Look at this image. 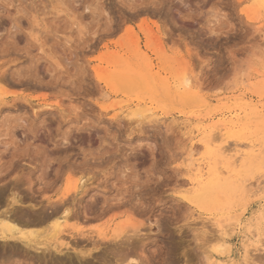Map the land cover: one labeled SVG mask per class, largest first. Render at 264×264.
Instances as JSON below:
<instances>
[{"label": "rangeland", "instance_id": "rangeland-1", "mask_svg": "<svg viewBox=\"0 0 264 264\" xmlns=\"http://www.w3.org/2000/svg\"><path fill=\"white\" fill-rule=\"evenodd\" d=\"M0 96V213L37 231L0 237V264H248L244 245L264 264V161L232 168L201 140L264 145V0H0ZM191 150L231 167L205 206L187 199Z\"/></svg>", "mask_w": 264, "mask_h": 264}, {"label": "bare ground", "instance_id": "bare-ground-1", "mask_svg": "<svg viewBox=\"0 0 264 264\" xmlns=\"http://www.w3.org/2000/svg\"><path fill=\"white\" fill-rule=\"evenodd\" d=\"M144 65V64H143ZM139 67V66H138ZM136 65H132L131 66V70H133L135 73L136 72H143V70L145 69H143L142 70V67H139L138 68ZM94 70H95V73H96V75H97V77H99V70L96 68H94ZM149 71V70H148ZM144 73V72H143ZM150 73V72H149ZM144 74H146V73H144ZM151 74V73H150ZM99 79H101V77H99ZM184 79V81L182 82V83H184L183 85V88H185V91H187V89L189 88V86H190V83H189V81H188V79L187 78H183ZM102 82H104L105 84H106V86L107 87H110V90L111 91H113L114 90V88L112 87V86H109L110 84L111 85H113L114 86V84H115V81H113V80H111V81H108V80H106L104 77H102ZM188 87V88H187ZM187 88V89H186ZM189 90V89H188ZM184 92V91H183ZM183 95H186V93H184ZM1 97V96H0ZM138 101V100H137ZM206 101V100H205ZM48 106V105H47ZM147 109V108H146ZM137 114V113H136ZM227 120H225V119H223V118H221V119H218L217 120V125L219 126V125H222V124H226V123H228V122H226ZM203 124V123H202ZM229 125V124H228ZM215 127H217V126H215ZM195 128V127H194ZM205 128V127H204ZM202 129L203 131L205 130L206 131V128L205 129ZM195 129H197V131L199 130L200 131V129L199 128H195ZM211 132V131H210ZM214 132V131H213ZM210 136H212V134L211 133H209V131H208V133L207 134H205V136H203L202 137V142H203V146L206 148V151L205 152H207V153H211V149H215V151H217L216 153H219L221 156H222V158H224V159H226L227 161L226 162H228L229 164H230V166L232 167L233 165H236L235 163L239 160L238 158H240L242 155H243V157H244V154H246V153H248V154H250L251 156H254V155H256V156H254V157H256L255 158V160L256 159H258L259 157L264 161V145H261V143H260V146L259 145H256L255 143H253V142H241V143H243L244 145H246V147H245V151L242 149V148H239L240 146H241V144L239 143V147L237 146L238 144H234V146L233 145H231V146H233V147H230V148H228L227 146L225 147V145L223 146H216V145H214V138L215 137H210ZM194 146V145H193ZM248 146V147H247ZM194 148V147H193ZM196 148V147H195ZM249 148V150L248 151H246V149H248ZM195 152V151H194ZM213 153V152H212ZM211 153V154H212ZM248 154H247V156H248ZM188 156H189V160L187 161L188 162V164L185 166V169L186 170H188V171H193L194 172V174L190 177V179H189V182L193 185V186H195L196 185V187H197V189H195L194 191H193V194L191 195V196H188L187 197V199H189V201L190 202H192V204H199V205H201V206H205L207 203H208V201L210 200V198H211V196H212V190L215 188V186H216V182L218 181V179L220 178V177H218V174L220 175L221 174V178H222V175H223V173H225L226 171L227 172H229V169L231 168H229V169H227L225 172L223 171V173H221L222 171H219L220 170V167H215V165H212V163H210L209 161H210V159H211V156H203L202 158H191L192 156H193V153H192V150H191V152L188 154ZM257 156H258V158H257ZM242 157V158H243ZM213 158V157H212ZM222 158H221V160H222ZM252 159V158H251ZM219 160V159H218ZM261 160V161H262ZM246 161H247V159H246ZM245 161V162H246ZM251 161V160H250ZM219 162V161H218ZM217 162V159H216V162L215 163H218ZM220 163V162H219ZM264 163V162H263ZM223 164V163H222ZM218 165V164H217ZM227 166H229V165H227ZM240 166V165H239ZM223 167V166H222ZM233 167H235V166H233ZM232 167V168H233ZM207 168V169H206ZM236 168V167H235ZM206 169V170H205ZM217 169H219V170H217ZM232 171H234V170H232ZM241 175V174H240ZM207 177V180H206V182H204V179ZM230 177H232V173H230ZM224 179V178H223ZM228 179H229V176H228ZM230 180V179H229ZM231 181V180H230ZM231 182H234V181H231ZM236 182V181H235ZM234 182V183H235ZM242 182V181H241ZM257 182V181H256ZM238 183H240V180H239V182ZM261 183V182H260ZM203 184V185H202ZM229 184V183H228ZM256 184V183H255ZM255 184H253V185H255ZM258 184V183H257ZM256 184V185H257ZM201 185V186H200ZM232 185V184H231ZM239 185V184H238ZM237 185V186H238ZM235 187V188H240V185L238 186V187ZM243 186H245V187H242V189L243 188H245V190H247L246 189V187H251L250 185H248V186H246L244 183H243ZM15 187V186H14ZM219 187L220 188H224V187H221V185H219ZM231 188V187H230ZM251 188H253V187H251ZM257 189L256 190H261V191H263V193L262 194H260L259 196H260V200L262 201V202H264V184H263V186H259V185H257V187H256ZM226 190V189H225ZM228 190V189H227ZM226 190V191H227ZM240 190H241V188H240ZM256 190H254V188H253V191L255 192ZM226 191L224 192L225 194L224 195H226ZM247 192V191H246ZM257 192V191H256ZM255 192V193H256ZM219 193V192H218ZM221 193V192H220ZM17 195H18V193H16ZM217 194V193H216ZM252 194V193H251ZM17 195L16 196H12V197H9L10 199H11V201H12V203H15V204H22L21 203V198L19 197H17ZM19 196V195H18ZM21 196V195H20ZM62 196H63V194H62ZM258 196V197H259ZM257 197V198H258ZM68 198H70V197H68ZM228 198V197H227ZM10 199H9V201H10ZM23 199V198H22ZM58 199H61V201H62V197H58ZM24 200V199H23ZM69 200V199H68ZM226 200V199H225ZM259 200V199H258ZM7 202H8V200H6ZM26 201V200H25ZM28 201V200H27ZM63 201H65V200H63ZM32 202V201H31ZM55 202H57V200L55 201ZM59 202V201H58ZM57 202V203H58ZM66 202V201H65ZM261 202V203H262ZM60 203V202H59ZM64 203V202H63ZM53 204V203H52ZM51 205V204H50ZM55 205L56 204H54V207H55ZM60 205V206H59ZM59 205H57V206H59V207H61L62 205L61 204H59ZM64 205H65V203H64ZM67 205V204H66ZM52 206V205H51ZM57 206H56V208H57ZM68 206V205H67ZM66 206V207H67ZM70 206V205H69ZM208 207V206H207ZM9 209V208H8ZM43 209V208H42ZM53 209H55V208H53ZM261 210H260V212L258 213V218L257 219H262V218H264V207L263 208H260ZM6 210V209H5ZM60 209L59 208H57L56 210H51L50 212H51V214H48V213H50V212H48L47 214L49 215L48 217H47V219H48V221L49 220H53V229L55 230V232L52 234V235H50L51 237H52V239L54 240V242L53 243H55L54 244V246H60L61 247V245L63 244V242H61L60 243V237L59 236H56V234L58 233L57 231L61 228L60 226L62 225V223L63 222H66V219H67V217H65V216H62V219H60V216H58V211H59ZM7 212H8V210H6ZM14 211V210H13ZM45 211V210H44ZM69 211V210H68ZM10 212V211H9ZM8 212V213H9ZM12 212V211H11ZM10 212V213H11ZM27 212V211H26ZM63 212H65V211H63ZM2 213V214H1ZM0 213V216H2V217H0V237L1 238H7V237H15V236H18V238H20V239H22L24 242H25V245L26 246H29V245H27V244H29V242H31V241H33L34 240V237L37 235V231H32V230H30V231H23V230H21L20 229V226L22 225L23 227H24V224H27L28 225V222H30V220L32 221V219H29V218H31L30 216H29V218L28 217H25V219L26 220H28V222L27 221H25V219L23 218V216H17L20 220H23V221H25V222H21L17 217H13L14 216V214H15V212H14V214L12 215V217H10V213L9 214H6L5 212H1ZM24 213V212H23ZM30 213V212H29ZM32 213V212H31ZM17 214V213H16ZM63 214V213H62ZM66 214V213H65ZM241 214V213H240ZM25 215V214H24ZM67 215V214H66ZM27 216V215H26ZM23 218V219H22ZM206 218V217H205ZM231 218H233L231 215H230V217H228V218H224V219H222L221 218V220H216L215 221V223L217 224V229H218V232H219V236H218V238H217V248L219 249L217 252H220L221 253V250H220V247H222V246H224L225 247V250H226V248H227V245H226V243H228L229 242V240L231 239V237H232V230L233 229H235V228H232V226H231V222L233 223V225L234 226H238L240 223H241V221H240V216L238 217V214H237V216L236 217H234V220H232V221H228L227 222V220H230ZM37 218H36V216H35V219L33 220V221H38L40 218H38V220H36ZM43 220L44 219H42V222H43ZM226 220V221H225ZM245 220V219H244ZM44 221H47L46 219L44 220ZM32 223V222H31ZM35 223V222H34ZM19 224H21L20 226H19ZM27 225H25V226H27ZM29 225H31V224H29ZM35 225V224H34ZM44 225V224H43ZM42 225V226H43ZM65 225V224H64ZM63 226V225H62ZM231 226V227H230ZM22 227V228H23ZM28 227V226H27ZM31 227V226H30ZM63 227H65V226H63ZM26 228V227H25ZM134 228V227H133ZM78 229V228H77ZM130 229H132V228H130ZM136 229H138V228H136L135 227V229H133L134 231L136 230ZM98 229H96V231H97ZM132 230V231H133ZM66 231H68V230H66ZM140 231V230H139ZM40 232V231H39ZM38 232V233H39ZM76 232V231H75ZM83 232H85V231H83ZM82 232V233H83ZM92 232V231H91ZM94 232H95V230H94ZM93 232V233H94ZM121 232V231H120ZM81 233V232H80ZM87 233H89V232H87ZM102 233V232H101ZM134 233V232H133ZM137 233V231L135 232V234ZM121 234V233H120ZM112 237L115 235V234H110ZM49 236V235H48ZM49 236V238H51ZM61 236V235H60ZM85 236V235H84ZM89 236V235H88ZM110 236V237H111ZM119 235L116 233V235H115V237L114 238H117ZM47 237V236H46ZM86 237V236H85ZM91 236H89V237H87V238H90ZM108 237H109V235H108ZM36 238V237H35ZM43 238V237H42ZM48 238V237H47ZM93 238H94V236H93ZM92 238V239H93ZM114 238H113V242H114ZM120 238H122V237H120ZM46 239V238H45ZM109 239H112V238H108V240ZM50 240V239H49ZM49 240H47V241H49ZM72 240V239H71ZM81 240V239H80ZM94 240V239H93ZM127 240V239H126ZM213 240H214V238H213ZM5 241V240H4ZM9 241V240H8ZM38 241V240H37ZM36 241V242H37ZM43 241L45 242V240L43 239ZM51 241V240H50ZM104 242H100V243H105L106 241L105 240H103ZM110 241H112V240H110ZM81 242V241H80ZM121 242V241H120ZM38 244L39 243H41V241L39 240V242H37ZM95 243V242H94ZM97 243V242H96ZM95 243V244H96ZM73 244V243H72ZM87 244V243H86ZM95 244H94V247H95ZM31 245V244H30ZM35 245V244H34ZM34 245H33V247H34ZM76 245V244H75ZM77 245H79V243L77 244ZM92 245V244H91ZM97 246L98 245H100V244H96ZM8 246V245H7ZM36 246V245H35ZM42 246H43V248H44V245L42 244ZM53 246V247H54ZM80 246V245H79ZM85 246L86 245H84L83 247L85 248ZM96 246V247H97ZM247 246L248 245H244L243 246V248H244V258H243V260L244 261H246L247 263L249 262L250 263V261H251V259H249V250H248V248H247ZM86 247H88V246H86ZM216 247V246H215ZM223 247V248H224ZM257 246H255L254 248H256ZM39 248V247H38ZM42 248V247H41ZM46 248V247H45ZM13 249V248H12ZM34 249V248H33ZM74 249H75V247H74ZM74 249H72V250H74ZM86 249V248H85ZM85 249H83V250H85ZM259 249V248H258ZM258 249H256V250H258ZM261 249V248H260ZM36 250H37V248H36ZM50 250V249H49ZM54 250H56V249H54ZM60 250V249H59ZM79 250H82V248L81 249H79ZM90 250V249H89ZM228 250H229V248H228ZM61 251V250H60ZM230 251V250H229ZM229 251H227V252H229ZM42 252V251H41ZM84 252V251H83ZM87 252V251H86ZM222 254V253H221ZM225 254V253H224ZM245 262V263H246ZM244 263V262H243ZM248 263V264H249ZM218 264V263H217ZM232 264H242L241 262H232Z\"/></svg>", "mask_w": 264, "mask_h": 264}]
</instances>
